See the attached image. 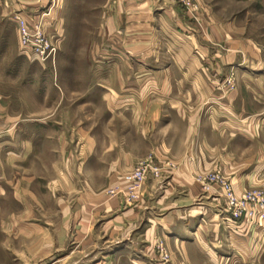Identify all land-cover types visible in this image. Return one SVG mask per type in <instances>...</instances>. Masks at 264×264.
Masks as SVG:
<instances>
[{"label": "crops", "instance_id": "crops-1", "mask_svg": "<svg viewBox=\"0 0 264 264\" xmlns=\"http://www.w3.org/2000/svg\"><path fill=\"white\" fill-rule=\"evenodd\" d=\"M247 1L258 6L254 16L264 19V0ZM113 5L98 9L97 26L88 35L113 37L103 52H116L119 59L100 64L103 82L89 81L93 88L82 98L104 103L110 116L103 117V134L93 135L95 125L77 128L83 142L75 156L63 142L55 145L61 157L55 177L35 180L36 194L27 188L32 179L25 180L29 198L19 199L22 215L0 221L9 264H165L155 251L159 242L168 249L167 264L262 258L264 220L255 230L235 231L232 225L226 230L219 188L205 191L197 178L217 172L237 196L264 192V43L230 41L237 34L232 23L220 27L221 52L209 51L193 42L189 18L174 0H113ZM155 36L167 57L144 44ZM241 57L250 71L241 68ZM227 82L235 90H219ZM94 85L103 88L99 96ZM129 100L135 104L127 110ZM26 143L31 158L37 144ZM11 155L7 165L19 159ZM149 159L161 176L148 178L139 197L127 201L123 189L131 170ZM4 177L0 173V184ZM18 238H24L23 249L16 247Z\"/></svg>", "mask_w": 264, "mask_h": 264}, {"label": "rangeland", "instance_id": "rangeland-1", "mask_svg": "<svg viewBox=\"0 0 264 264\" xmlns=\"http://www.w3.org/2000/svg\"><path fill=\"white\" fill-rule=\"evenodd\" d=\"M20 1L0 0V173L5 176L0 184L3 189L0 190V207L3 209L0 221L9 216L22 215L19 213V199L27 202L29 198L24 192L25 180L27 182L32 179L27 188L30 193L36 194L35 191H39L40 187L37 189L35 180L50 181L55 177L56 168L61 164V157L57 158L59 155H56L57 143L68 145L75 156L83 142L81 134L76 132L77 128L86 130L95 125L99 129L93 135L98 138L103 134V117L110 116L104 103L88 102L82 98H85L89 87L93 88V85L89 86V81L95 84L103 82L104 69L100 64L119 59L120 55L116 52H103L102 47L110 43L113 37L88 35L97 26L93 19H98V9L108 6L102 3L105 0H23L26 4ZM110 2L108 7L116 6L113 0ZM194 3L197 6L196 20L187 17L188 30L194 35V43L205 45L209 51L221 52L218 48L223 41L220 27L232 23L235 24L237 34L230 41L264 43V19L254 16L258 13V6L251 1L194 0ZM143 7L149 13H161L158 8L151 9V5ZM21 22L26 28L24 37L20 33ZM200 30L203 32L202 41L196 35ZM158 40L156 36L151 37L144 44H154L158 50L156 54L167 57L163 40ZM127 59L130 60L129 57ZM240 61L243 66L241 68L250 71L247 58L241 57ZM208 71L201 70L209 74ZM94 86V95L99 96L103 88ZM235 88V84L232 86L228 82L219 84L221 91H233ZM133 104L135 100H129L128 109H122L129 110ZM117 106L120 108V105ZM29 139L37 144L34 149H30L32 159L29 154H25V145ZM8 154L18 156L19 159L7 165L5 161ZM18 184L21 186L16 188ZM14 194H18L15 197L19 201H13ZM44 201L47 202L46 197ZM14 203L16 213L11 212ZM40 215L38 212L36 218H40ZM2 230L0 264H9L8 238ZM23 239L14 241L17 249H23ZM155 251L161 256L160 262L167 264L169 252L165 244L159 242ZM192 264H264V256L253 262L231 261L223 257Z\"/></svg>", "mask_w": 264, "mask_h": 264}, {"label": "built area", "instance_id": "built-area-1", "mask_svg": "<svg viewBox=\"0 0 264 264\" xmlns=\"http://www.w3.org/2000/svg\"><path fill=\"white\" fill-rule=\"evenodd\" d=\"M185 12L186 16L196 20L197 6L194 0H174ZM20 33L26 35L25 25L20 23ZM149 160H138L130 172L128 183L123 189L127 201H134L139 197L144 182L148 178L157 179L161 176L160 170L153 166ZM197 182L205 191L217 186L224 201L226 217L221 218L228 222L226 227L230 231V225L235 226V231H251L260 227L264 220V193L262 191H246L237 196L232 190L229 181L222 178L219 173H211L205 177H198ZM159 252L162 254L161 249Z\"/></svg>", "mask_w": 264, "mask_h": 264}]
</instances>
